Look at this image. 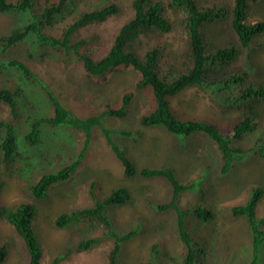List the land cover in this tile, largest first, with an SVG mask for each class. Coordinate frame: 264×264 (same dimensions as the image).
Instances as JSON below:
<instances>
[{
  "label": "rangeland",
  "instance_id": "rangeland-1",
  "mask_svg": "<svg viewBox=\"0 0 264 264\" xmlns=\"http://www.w3.org/2000/svg\"><path fill=\"white\" fill-rule=\"evenodd\" d=\"M198 1L201 7L215 8L229 7L233 3V0ZM109 2L118 4L117 12L102 22L85 26L77 36L92 37L80 46V50L98 58L106 53L120 28L132 17V0H69L66 9L55 18L54 26L46 30L50 34H58L81 11ZM228 10L227 17L225 15L205 23L201 28L208 51H213L215 46L236 41L230 28ZM167 13L177 21L173 30L155 35V38L139 35L137 41L142 49L159 45L164 54L171 49L173 53L181 55L186 50L188 39L186 14L182 9L176 12L168 9ZM13 19L12 15L0 13V34L9 31ZM247 22L264 23V0L251 1ZM253 43L260 45L252 48L248 57L246 52H242L224 69L227 73L244 70L251 81L264 85V30L254 35ZM43 49L45 53H33L29 57L31 69L56 93L69 111V117L66 123L58 126L42 125L43 142L34 147L36 150H23L22 136L28 127L25 118L28 111L20 106L22 120L16 124L19 155L12 168L4 166L0 153V204L14 206L30 202L35 206L32 225L42 250L39 264H52L57 254L60 256L58 264H107L111 240L106 239L90 250L77 248L82 238L102 233L101 222L84 219L77 225L58 228L54 220L64 212L91 206L95 199H101L113 188L119 187L128 189L131 202L108 208L116 230L123 232L142 227L141 233L122 243L118 255L120 264H174L171 256L177 259L182 256L177 209H193L198 204L216 207V217L204 223H200V219L190 210L183 218L192 236L202 239L207 246V258L201 264L247 263L254 260L255 256L260 258L259 264H264V240L255 250L246 220L243 217H226L227 208L245 202L253 187L261 186L264 189L262 158L254 154L245 155L237 159L227 173L221 174L222 158L206 135H173L160 126L140 125V117L155 109V101L150 85L135 87L140 75L132 67L119 66L108 71L104 77H97L88 74L78 60L60 64L51 56L52 53L56 54L54 49L49 46ZM17 79L16 75L0 73V85L5 87H15ZM28 89H31L28 94L35 103L37 98H43L38 87ZM126 93L131 96L125 115L114 116L102 112L118 108ZM170 103L179 118H204L224 129L237 113L229 108L218 107L196 87L182 89L170 97ZM36 108H41V115L51 111L49 102L44 98ZM253 108L258 109L263 118L259 117L257 129L253 133L237 139L235 145L250 146L257 131L264 129V101L254 103ZM90 116L95 117L93 122L88 120ZM84 146H87L84 158L74 173L66 181L53 185L43 198L35 199L29 185L43 174L72 162ZM113 147L123 148L136 168L169 166L181 182L189 184L190 187L177 198L176 208L155 212L151 204L171 199L170 184L154 177L126 176ZM256 214L257 217H264V194L257 203ZM1 243L8 248L2 264L28 263L22 239L2 219ZM199 259L203 260L202 255Z\"/></svg>",
  "mask_w": 264,
  "mask_h": 264
},
{
  "label": "trees",
  "instance_id": "trees-1",
  "mask_svg": "<svg viewBox=\"0 0 264 264\" xmlns=\"http://www.w3.org/2000/svg\"><path fill=\"white\" fill-rule=\"evenodd\" d=\"M251 1L253 0H233L229 7L215 8L201 7L198 0L167 2L132 0V17L120 28L106 53L93 58L80 50V46L82 47L87 43V39L92 37L77 38L79 31L89 24L102 22L116 13L118 10L116 2L81 11L61 28V32L50 34L46 28L54 26L55 18L66 9L69 0H0V13L14 17L9 31L0 34V73H7L10 76L13 74L18 78L13 88L0 85V153L4 166L12 168L16 156L19 155L16 124L22 120L20 106L28 111L25 116L28 127L22 136L23 150L29 148L36 150L34 147L43 142L42 125L58 126L60 123H66L69 117V111L62 105L56 93L31 69L32 62L29 57H32L33 53H45L43 48L46 49L48 46L56 51V54L52 53L51 56L60 64L78 60L83 69L93 76L104 77L108 71L119 66L132 67L140 75L135 87L150 85L155 101V109L140 117V125L160 126L173 135L188 136L196 133L206 135L212 140L222 158L221 174L227 173L237 159L248 154L258 155L264 161V129L257 131L250 146L241 147L234 144L237 139L253 133L258 126L257 120L259 117L263 118L258 109L254 110L253 104L264 101V85L261 82L251 81L244 70L227 73L224 69L226 64L234 61L242 52H246L248 57L252 48L260 45L253 43V37L264 30V23L247 22ZM227 8L231 17L230 28L236 36V41L215 46L213 51H208L201 28L205 23L213 22L225 15L227 17ZM168 9L173 12L182 9L186 14L185 28L188 39L186 50L181 55L173 53L174 50L171 49L164 54L159 45L142 49L137 41L139 35L154 37L174 29L177 21L174 16L168 15ZM21 51L28 53L24 54ZM28 87L39 88L43 98L50 104L49 113L41 115V108L36 107L43 98H37L35 103L28 94L31 90ZM188 87L198 88L218 107L237 112L231 123L224 129L208 119L177 117L171 106L170 97ZM130 96V93L124 94L122 104L118 108H109L102 112L114 116L125 115ZM88 120L93 122L95 117L90 116ZM86 148L87 146H84L72 162L56 171L43 174L35 183H31L29 190L35 199L43 198L53 185L66 181L82 162ZM112 149L121 161L126 176L154 177L168 181L172 197L168 202L151 204L155 212L176 208L180 193L190 186L181 182L171 167L162 165L136 168L123 148ZM250 194L245 202L228 207L226 217H243L246 220L256 250L264 240V217H257L256 214V206L264 194V189L261 186L253 187ZM130 202L131 194L127 188H113L103 198L95 199L91 206L58 215L54 224L58 228H64L77 225L84 219L101 222L102 233L82 238L77 248L90 250L106 239L111 240L112 246L107 254V264H120L118 255L122 243L141 233L142 227L123 232L117 231L110 219L108 208ZM189 210L200 219V223L216 217V207L198 204L193 209H177V228L182 256L180 259L171 256L174 264H201L207 258V246L204 241L192 236L184 225L183 218L190 212ZM34 214L35 206L30 202L14 206L0 204V219L11 225L22 239L28 256L27 264H39L42 255L32 225ZM7 252V245L1 243L0 264L4 262ZM201 255L202 261L199 259ZM59 260L60 256L57 254L52 264H58ZM259 262L260 258L255 256L251 262L240 264H259Z\"/></svg>",
  "mask_w": 264,
  "mask_h": 264
}]
</instances>
